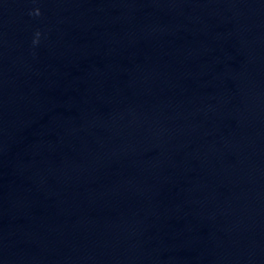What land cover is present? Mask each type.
<instances>
[{
    "label": "clouds",
    "instance_id": "9594fccd",
    "mask_svg": "<svg viewBox=\"0 0 264 264\" xmlns=\"http://www.w3.org/2000/svg\"><path fill=\"white\" fill-rule=\"evenodd\" d=\"M37 14H38V12H37Z\"/></svg>",
    "mask_w": 264,
    "mask_h": 264
}]
</instances>
